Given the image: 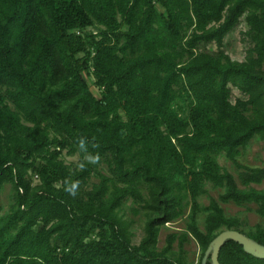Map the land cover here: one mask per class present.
<instances>
[{
  "label": "trees",
  "instance_id": "16d2710c",
  "mask_svg": "<svg viewBox=\"0 0 264 264\" xmlns=\"http://www.w3.org/2000/svg\"><path fill=\"white\" fill-rule=\"evenodd\" d=\"M242 16L237 61L223 39ZM254 137L264 139V0H0V192L12 189L8 212L0 204V264H202L222 227L264 245L263 227L244 231L214 199L205 230L196 221L205 180L225 187L220 200L264 215V189L249 186L264 166L236 160ZM219 154L241 168L243 187ZM98 162L108 173L86 189ZM127 198L145 216L138 244ZM189 198L186 231L159 248L160 227ZM218 262L264 258L226 239Z\"/></svg>",
  "mask_w": 264,
  "mask_h": 264
},
{
  "label": "rangeland",
  "instance_id": "374dc122",
  "mask_svg": "<svg viewBox=\"0 0 264 264\" xmlns=\"http://www.w3.org/2000/svg\"><path fill=\"white\" fill-rule=\"evenodd\" d=\"M160 8V7H159ZM161 9V8H160ZM247 28L244 21V16L240 18V22L234 27L230 32H228L223 39V48L225 52L229 55L232 60L242 61L245 57V50L247 48V43L241 40L242 31ZM88 30L93 32L96 30L95 26H91ZM207 48L214 51L217 49L215 43L207 45ZM90 89L92 92L98 96V89L92 84V79H87ZM241 93L235 88H232V101H234L235 96H240ZM186 104L181 105V108H185ZM217 161L221 166L222 170L230 172L236 179L238 186L243 187V185L238 180V168L234 162L226 158L223 154L217 155ZM65 159L67 162H76L77 155H66ZM237 162L245 164L248 166H264V139L258 137L252 138L245 147L240 148V153L236 156ZM108 169L104 162H98L94 166V172L88 179L87 183L83 186L86 189L92 187L93 184L97 183L102 175H107ZM34 182H37L36 177H34ZM249 186L256 187L258 189H264V179L259 182H251ZM225 191L224 186H216L210 181H204L201 186V191L196 197L197 203L200 210L196 214L197 225L201 230H205V219L208 211L206 207L209 205L211 199H214L223 210V214L229 217H237L240 221V227L244 231L252 230L256 225H260L264 228V215H261L257 211V206L254 203H244L242 205H237L232 201H222L220 200V195ZM188 204L185 206L183 214L177 217L175 220L165 223L160 227L158 234L159 248L166 244V237L170 233H176L177 235L186 231L187 224L190 220L191 214V199H186ZM190 200V201H189ZM12 202V189L9 183H6L0 192V204L2 205V213H6L9 210V206ZM123 216L132 221L130 230L132 232L131 242L133 244H138L142 238L143 226L145 223V216L143 211L135 204L131 198H127L124 201L123 209L121 211ZM224 230L225 228L222 227ZM173 248L177 249L176 240L173 243ZM186 261L189 263H196L199 259L201 249L194 238L190 235L188 240L184 244Z\"/></svg>",
  "mask_w": 264,
  "mask_h": 264
},
{
  "label": "water",
  "instance_id": "95a60500",
  "mask_svg": "<svg viewBox=\"0 0 264 264\" xmlns=\"http://www.w3.org/2000/svg\"><path fill=\"white\" fill-rule=\"evenodd\" d=\"M226 239H234L238 241L243 249L258 258H264V245L258 243L252 238L248 237L244 233L236 230V229H224L221 230L208 244L203 258L202 264L206 259V256L209 252H211V261L212 264H219L218 262V253L221 245Z\"/></svg>",
  "mask_w": 264,
  "mask_h": 264
}]
</instances>
